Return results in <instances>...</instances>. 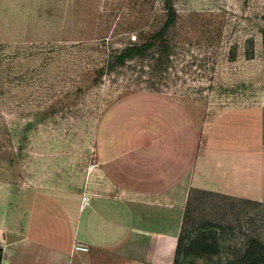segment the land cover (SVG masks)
<instances>
[{"label": "rangeland", "instance_id": "1", "mask_svg": "<svg viewBox=\"0 0 264 264\" xmlns=\"http://www.w3.org/2000/svg\"><path fill=\"white\" fill-rule=\"evenodd\" d=\"M168 10L175 22L154 38ZM263 29L264 0H0V255L20 236L34 192L74 206L111 190L93 157L106 112L140 121L139 110L166 100L189 112L199 139L224 118L253 130ZM132 43L146 44L145 55L114 64ZM203 173L200 164L180 186L192 248L179 263L225 264L251 248L264 264V204L224 193ZM201 231L217 251L196 244Z\"/></svg>", "mask_w": 264, "mask_h": 264}, {"label": "crops", "instance_id": "2", "mask_svg": "<svg viewBox=\"0 0 264 264\" xmlns=\"http://www.w3.org/2000/svg\"><path fill=\"white\" fill-rule=\"evenodd\" d=\"M258 103L253 130L224 118L202 139L189 112L166 100L139 110L140 121L124 122L121 108L106 112L93 157L111 190L89 194L84 205L80 196L74 206L34 192L0 264H173L184 216L180 186L200 164L224 193L264 204V96ZM78 241L88 250L75 251Z\"/></svg>", "mask_w": 264, "mask_h": 264}, {"label": "trees", "instance_id": "3", "mask_svg": "<svg viewBox=\"0 0 264 264\" xmlns=\"http://www.w3.org/2000/svg\"><path fill=\"white\" fill-rule=\"evenodd\" d=\"M175 18H176V12L174 10H168L166 14V19L161 25V28L156 32V34H154V38H157L158 36H162L163 33L167 29L173 26L175 22ZM261 42H262V45H261L262 46V59H263V64H264V29L261 31ZM146 48H147L146 44H135V43L129 44L123 47L122 49H120L118 52H116L114 56V64H117L118 66H122L127 61L133 59L134 57H143L146 53ZM250 58L252 59V57L248 56V59ZM184 222H185V212H184L181 230L178 236L177 245L175 249L174 264H180L177 259V256L182 251L188 252L192 248L191 245H188V246L183 245L182 228H183ZM209 237H211V235L210 233H207L206 231L198 232L196 239H195L197 240L196 244H198V246L200 247H203L205 251L207 250V251L215 252L217 251L216 241H213V243L211 244L207 243ZM257 247L260 250V252L263 253L262 251L264 250L263 246L257 245ZM262 258L263 256H258V258L254 257V254L251 248H248L244 250V253L241 256H238L237 258H235L234 256L232 258H229V260L225 264H241V263L255 264L256 262L259 261V259H262Z\"/></svg>", "mask_w": 264, "mask_h": 264}, {"label": "built area", "instance_id": "4", "mask_svg": "<svg viewBox=\"0 0 264 264\" xmlns=\"http://www.w3.org/2000/svg\"><path fill=\"white\" fill-rule=\"evenodd\" d=\"M88 197H89L88 193H85V194L81 195V203H82V205H84L87 202ZM74 250L75 251H87L88 248L83 242L78 241V242H76L74 244Z\"/></svg>", "mask_w": 264, "mask_h": 264}]
</instances>
